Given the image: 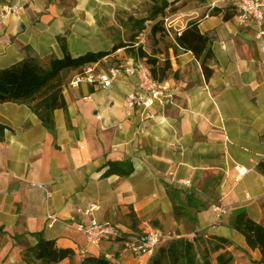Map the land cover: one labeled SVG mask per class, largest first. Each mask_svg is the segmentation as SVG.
Instances as JSON below:
<instances>
[{
  "label": "crops",
  "instance_id": "1",
  "mask_svg": "<svg viewBox=\"0 0 264 264\" xmlns=\"http://www.w3.org/2000/svg\"><path fill=\"white\" fill-rule=\"evenodd\" d=\"M16 1L0 0V9ZM163 1L20 0V15L0 23V69L27 57L43 66L62 58L59 36L72 57L125 45L104 57L97 71L145 60L137 53L141 46L158 59L156 71L169 61L165 79L172 92L167 102L125 110L126 98L137 88L135 76L120 74L108 88L85 82L70 87L75 73L65 71L67 109L54 111L52 131L28 105L0 104V123L7 126L0 143V264H26L25 253L40 237L73 251L57 264H82L89 257L147 264L150 257L137 258L116 241L88 244L77 226L91 218L122 233L157 227L173 238L192 236L193 226L205 238L229 239L233 256L236 248L247 255L245 264L260 259L229 220L243 210L253 221H263L264 166L257 167L264 164V54L251 22L211 14V0H166L163 14L150 17ZM164 17L170 18L171 35H151L152 25H163ZM145 18L150 19L138 32V21ZM191 21L210 41L208 77L191 51L175 47L177 31ZM110 162L127 163L132 170L126 176L108 172ZM184 181L189 187L179 185ZM37 184L46 186L49 196ZM186 196L198 207L187 206ZM215 204L228 212L213 228ZM91 205L98 209L86 214ZM175 205L182 206L179 219ZM48 214L57 218L50 228Z\"/></svg>",
  "mask_w": 264,
  "mask_h": 264
},
{
  "label": "trees",
  "instance_id": "2",
  "mask_svg": "<svg viewBox=\"0 0 264 264\" xmlns=\"http://www.w3.org/2000/svg\"><path fill=\"white\" fill-rule=\"evenodd\" d=\"M179 1V0H174ZM204 2V0H199ZM168 2L164 0L159 7L152 11L150 17L162 15ZM213 15L222 14L224 20H229L235 15L234 8L227 6L224 8H214ZM150 18L141 19L138 32L143 30V23ZM159 33L161 36L167 35L162 22L157 21L152 25L150 34ZM136 37V34L132 38ZM57 41L62 49V58H51L46 66L38 60L27 57L13 65L0 69V104L3 103H23L28 105L32 112L41 120L42 125L49 131L54 128L53 113L56 109L66 111L67 105L62 94V73L73 71L79 73L82 68L90 63H101L102 59L118 48L125 45L118 44L111 51L88 52L78 57H72L66 45L64 37H58ZM175 47L184 51H191L200 60V65L206 77L211 73L208 62L213 58L208 36L201 34L195 21L188 22L180 35L174 36ZM140 58H143L144 65L149 68L154 79L160 82L166 81V73L170 69V63L164 60L162 68L156 71L158 59L148 55L137 48ZM119 63L104 66H116ZM7 126L0 123V143L3 142L4 133ZM121 166H126L122 169ZM108 172H116L121 176L128 175L132 167L127 163H109ZM263 163H259L257 169L263 170ZM172 196H176L175 191H171ZM186 205L197 208L199 203L191 196H186ZM176 219L182 215V206H173ZM189 221L193 223L194 217ZM229 225L244 237L246 245L251 249H257L260 259L252 264H264V225L250 219L243 210H235L229 220ZM194 236L175 237L163 245L150 256L147 264H233L234 256L230 250L232 242L229 239L214 235L203 237L197 234L195 228L190 227ZM201 245V247H199ZM199 250V251H198ZM73 255L71 249L57 248L53 240L39 238L37 243L30 247L25 253L26 264H57L65 258ZM212 255H215L212 258ZM82 264H109L103 257L85 258Z\"/></svg>",
  "mask_w": 264,
  "mask_h": 264
},
{
  "label": "built area",
  "instance_id": "3",
  "mask_svg": "<svg viewBox=\"0 0 264 264\" xmlns=\"http://www.w3.org/2000/svg\"><path fill=\"white\" fill-rule=\"evenodd\" d=\"M227 0H225L226 2ZM233 3L236 18L239 23L251 22L254 29V37L259 45V52L264 54V0H229ZM23 3L20 0L12 4H6L0 9V23L9 16H19L23 10ZM217 1L211 0L207 4L208 10L214 8H224ZM163 27L168 35H171V21L169 17L163 18ZM177 31L176 35H180ZM99 62L85 65L82 70L75 74L69 82L70 87H77L81 82L96 84L103 88L110 87L112 81L118 75L124 74L135 76L137 88L130 94L125 102L124 108L138 107L143 109L150 108L154 102L164 103L171 99V88L167 81L160 82L153 78L151 71L147 68L142 59L135 58L116 66H110L105 71H97ZM241 175L242 171L238 170ZM179 185L189 187V181L180 182ZM43 188L49 196V191L43 184H37ZM97 205H91L86 214H91L97 210ZM213 221L211 227L218 226L223 217L227 214L228 208L215 204L211 206ZM57 218L55 214L47 215V227H52ZM77 230L82 232L88 244L98 246L102 241H116L124 250L130 252L135 257H150L159 246L173 239V236L157 227H149L147 230L136 233H122L110 222H99L91 218L87 225H78ZM194 236V233L191 234ZM145 264V263H142Z\"/></svg>",
  "mask_w": 264,
  "mask_h": 264
},
{
  "label": "rangeland",
  "instance_id": "4",
  "mask_svg": "<svg viewBox=\"0 0 264 264\" xmlns=\"http://www.w3.org/2000/svg\"><path fill=\"white\" fill-rule=\"evenodd\" d=\"M184 4H186V2L184 1V3H182L181 6H183ZM151 9H149L147 16L150 14ZM262 208H263V221L261 222L264 225V202L262 203ZM197 234L199 235L200 232H197ZM190 238H192V236H190ZM201 247V245L199 246ZM237 251L234 254V262L233 264H245L244 262L248 260L247 255L240 250L239 248H236ZM199 251V250H198ZM215 255H212V258H214Z\"/></svg>",
  "mask_w": 264,
  "mask_h": 264
}]
</instances>
